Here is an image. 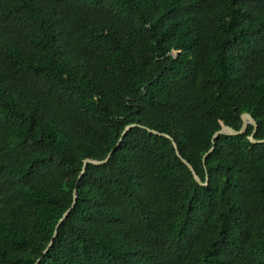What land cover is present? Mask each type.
<instances>
[{
  "label": "trees",
  "instance_id": "trees-1",
  "mask_svg": "<svg viewBox=\"0 0 264 264\" xmlns=\"http://www.w3.org/2000/svg\"><path fill=\"white\" fill-rule=\"evenodd\" d=\"M242 112L264 0H0V264H264V141L203 158Z\"/></svg>",
  "mask_w": 264,
  "mask_h": 264
},
{
  "label": "water",
  "instance_id": "water-1",
  "mask_svg": "<svg viewBox=\"0 0 264 264\" xmlns=\"http://www.w3.org/2000/svg\"><path fill=\"white\" fill-rule=\"evenodd\" d=\"M241 118H242V124L239 128H235L229 124H222V126L216 130L214 132V134L212 135V146L207 150V152L204 154L203 158L204 160L206 159L207 155L209 153H211L214 148H215V141L217 138L220 137V135L222 133L224 134H234V135H237V134H243V133H246L247 132V129H248V126L249 124H252L253 125V130L250 134H248V138L252 141V142H263L264 141V138H257L255 136V133L257 131V126H258V123L256 121V119L252 116V114H250L249 112H242L241 114ZM134 126H142V127H145V128H148L149 131L151 132H154V133H158V134H161V135H164L168 138H170L173 142V145L175 146L176 148V152L178 154V156L181 157V159L188 165V167L191 169L195 179L197 180V182L201 185H207L208 184V174L206 175V179L203 180L200 175L197 173L196 169L194 168V166L185 158L183 157V155L181 154L180 150L178 149V146H177V143L176 141L173 139V137L167 133V132H161L157 129H153V128H149L148 126L146 125H141L140 123H137V122H131V123H128L126 124L124 130L122 131V134L118 140V142L116 143V146L121 142L124 134L129 131L131 128H133ZM115 147H113L109 152L108 154L106 155V157L102 158V159H97V158H91V157H86L84 158L83 160V166H82V170H81V173L79 175V178L81 177V175L83 174V172L86 170V167L89 163H93V164H101V163H105L107 162L113 151L115 150ZM76 199H77V186L74 188V191H73V202L72 204L64 211L63 215L59 218L58 222L56 223V226H55V230H54V233H53V237L49 243V245L53 242V239L55 237V235L57 234L58 232V228L60 226V224L65 220V218L68 216V214L70 213V211L73 209L74 205H75V202H76ZM49 245L47 246V248L45 249V251L48 249ZM37 264V262L35 263Z\"/></svg>",
  "mask_w": 264,
  "mask_h": 264
}]
</instances>
